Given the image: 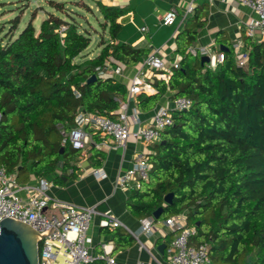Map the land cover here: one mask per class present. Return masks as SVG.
Returning <instances> with one entry per match:
<instances>
[{"label":"trees","instance_id":"16d2710c","mask_svg":"<svg viewBox=\"0 0 264 264\" xmlns=\"http://www.w3.org/2000/svg\"><path fill=\"white\" fill-rule=\"evenodd\" d=\"M94 1L107 32L96 55L76 59L91 34L55 0L50 6L59 14L48 13L38 30L29 20L6 42L0 40V166L18 181L47 176L58 167L74 170L83 151L63 144L57 125L68 129L79 110L115 117L127 87L96 69L105 61L137 65L149 52L117 41V19L127 6ZM205 21V5L193 7L174 36L179 67L167 79L155 77L154 93L136 95L140 112L155 107L167 91L173 99L189 98L191 106L172 110L173 123L151 145L148 178L130 189L126 207L140 219L159 207L155 221L184 215L186 226L195 230L189 243L207 244L213 264H264V41L243 32L247 61L241 66L233 44L219 31L215 42L227 50L223 61L209 68L187 52ZM18 22V17L11 21L10 33ZM88 152L92 165H99L104 151ZM167 193H172L169 203ZM109 232L113 251L132 243L118 226Z\"/></svg>","mask_w":264,"mask_h":264},{"label":"built area","instance_id":"2783aa9c","mask_svg":"<svg viewBox=\"0 0 264 264\" xmlns=\"http://www.w3.org/2000/svg\"><path fill=\"white\" fill-rule=\"evenodd\" d=\"M235 1L249 7L255 14L250 20L244 22V34L255 41H264V0ZM193 7V4H189L185 13L192 12ZM177 15V10L170 8L162 14L161 21L165 25H170ZM58 30L62 32L64 26ZM233 46L238 54L237 64L245 65L247 55L241 51V39L234 42ZM187 52L200 57L207 56L208 61L205 65L209 68H215L224 59V51L212 46L191 45ZM180 60L181 55L176 54L166 64L162 56L153 50L143 58L140 69L146 66L157 71L161 78L167 79L172 70L179 67ZM96 70L100 76H113L121 72V65H112L109 61H105L103 66ZM149 90H152V86L143 78L139 70L129 81L128 95L136 96L140 92L146 93ZM78 95L79 93H76V96ZM190 106L189 98H174L172 108L159 106L148 122L140 123L137 110L133 109L131 114L128 113V102L121 101L116 117L79 110L72 126L67 129L64 124H58L57 127L63 144L70 143L73 148L83 152L90 147L106 149L114 145L124 146L130 135L139 137L149 145L159 141L160 132L173 123L172 110H186ZM135 123L136 128L130 130V125ZM94 134L107 136L108 140L98 142L94 140ZM148 154L149 152L136 153L132 167L117 177L116 186L128 190L138 187L142 181L146 180L150 169ZM93 174L97 177L105 175L101 168H95ZM49 185V181L43 177L38 178L34 183L19 182L15 173H9L0 166V220L6 217L20 220L38 231L39 235L53 228L50 233L39 238L38 264H91L95 261H100L102 264H119L112 255V241L100 243V251L97 253L90 251L87 244V231L96 214L103 216L110 227L126 226L113 214L99 212L94 206H77L54 200L47 193ZM46 208L54 211L47 213ZM162 223L176 232L166 246L167 264H213L207 255V244L189 243V238L195 230L193 227L186 226L184 215L168 217L162 220ZM155 224L153 216L140 219L142 232L151 234ZM134 264L145 263L137 260ZM158 264L164 263L158 262Z\"/></svg>","mask_w":264,"mask_h":264},{"label":"crops","instance_id":"0c3cea01","mask_svg":"<svg viewBox=\"0 0 264 264\" xmlns=\"http://www.w3.org/2000/svg\"><path fill=\"white\" fill-rule=\"evenodd\" d=\"M100 1L108 5L127 6L126 12L117 19L121 24L117 34V41L130 43L136 48L148 49L149 52L156 50L166 64L177 54L175 52L174 36L177 31L183 28L186 19L192 14V12L185 13L189 4H193L194 7L203 4L206 7L205 24L198 29L197 38L192 44L196 47L212 46L221 50L220 46L223 45L218 46L215 42L219 31L224 32L233 44L241 39L244 22L255 15L249 7L235 0ZM170 8H175L178 15L172 24L165 25L161 21V16ZM139 70H141L143 78L152 86V90L146 93H154L155 88L152 82L155 77H160V75L146 66L140 69V63L133 66H121V72L113 76L127 87L130 79ZM124 101L128 102V113L131 114L133 109L137 110V117L140 123L148 122L159 106L173 107V98L169 91L164 93L156 106L147 112H140L137 109L136 96H129L127 93ZM136 126V123L131 124L130 130H133ZM93 138L98 142L108 140L107 136L98 134H94ZM153 144L147 145L139 137L130 135L124 146L114 145L106 149L100 148L104 151V157L99 165L94 166L90 162L88 151L93 148L90 147L86 152H83V156L76 162L74 170L72 167H68L65 170L58 167L53 173L43 176L50 183L47 193L54 200L77 206H94L99 212L113 214L126 226L118 227L132 237V243L124 248L112 251V255L119 264H134L137 260H142L145 264H158V262L167 264L165 260L166 246L176 233L162 223L164 219L156 221L151 234L142 232L140 229V218L133 216L126 207V199L130 189L123 190L116 186L117 177L132 167L136 153H150L151 145ZM95 168H101L105 175L103 177L95 176L93 174ZM69 169L72 171L69 172ZM56 177L61 178L60 183L55 182L54 179ZM38 178L40 177L29 175L26 181L19 180V182L34 183ZM45 211L50 213L54 210L46 208ZM176 216L180 217L182 214ZM106 225L108 228H102ZM111 229L112 227L107 224L103 216L99 214L93 216L87 231V244L92 253L100 251V243L106 241H112L114 248L113 234L109 232ZM162 244L165 245L163 251L158 248ZM94 263L102 264L100 261H95Z\"/></svg>","mask_w":264,"mask_h":264},{"label":"rangeland","instance_id":"374dc122","mask_svg":"<svg viewBox=\"0 0 264 264\" xmlns=\"http://www.w3.org/2000/svg\"><path fill=\"white\" fill-rule=\"evenodd\" d=\"M56 2H64L63 8L70 10L81 27H85L91 34V42L89 46L76 58L82 59L91 57L98 53L99 44L102 37L106 36V29L100 25L102 20L98 11L96 10L94 0H55ZM50 0H0V40L4 43L10 35H16L20 29L29 21L38 30L41 20L47 17L48 13L59 14L54 8L50 6ZM88 7L86 8L85 7ZM61 14V13H60ZM64 15V14H63ZM19 18L17 28L10 33L11 21Z\"/></svg>","mask_w":264,"mask_h":264},{"label":"water","instance_id":"95a60500","mask_svg":"<svg viewBox=\"0 0 264 264\" xmlns=\"http://www.w3.org/2000/svg\"><path fill=\"white\" fill-rule=\"evenodd\" d=\"M222 51L226 47L220 46ZM208 61L207 56H201L200 62L204 64ZM92 75L89 79H94ZM172 193H167L164 197L166 203L171 202ZM161 207L153 212L154 218H157ZM53 230L39 235L38 231L30 225L11 217L0 220V264H38V241L39 238L50 233ZM164 244L159 245V250L163 251Z\"/></svg>","mask_w":264,"mask_h":264}]
</instances>
